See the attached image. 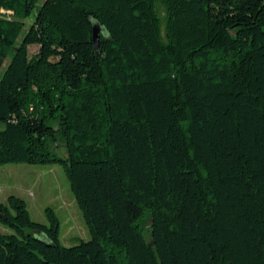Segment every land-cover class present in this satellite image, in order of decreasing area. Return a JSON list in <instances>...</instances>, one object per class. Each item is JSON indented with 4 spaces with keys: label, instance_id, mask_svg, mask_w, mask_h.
Wrapping results in <instances>:
<instances>
[{
    "label": "trees",
    "instance_id": "obj_1",
    "mask_svg": "<svg viewBox=\"0 0 264 264\" xmlns=\"http://www.w3.org/2000/svg\"><path fill=\"white\" fill-rule=\"evenodd\" d=\"M17 163L61 165L91 238L11 194L0 264H264V0H0Z\"/></svg>",
    "mask_w": 264,
    "mask_h": 264
},
{
    "label": "rangeland",
    "instance_id": "obj_2",
    "mask_svg": "<svg viewBox=\"0 0 264 264\" xmlns=\"http://www.w3.org/2000/svg\"><path fill=\"white\" fill-rule=\"evenodd\" d=\"M28 19L25 20L26 28ZM37 49V45H30L29 54H34ZM51 125L57 127L56 122H52ZM52 150L58 156L66 157V149L61 142L53 145ZM11 194L25 200L30 217L36 222L47 224L45 209L53 208L60 222L59 239L63 245L72 246L79 240L88 241L91 238L61 165L28 163L0 165V202H5ZM149 222L146 213L139 220L146 237L150 236ZM0 231L13 232L2 224Z\"/></svg>",
    "mask_w": 264,
    "mask_h": 264
},
{
    "label": "water",
    "instance_id": "obj_3",
    "mask_svg": "<svg viewBox=\"0 0 264 264\" xmlns=\"http://www.w3.org/2000/svg\"><path fill=\"white\" fill-rule=\"evenodd\" d=\"M98 31H99V28L97 25H95L93 27V43H94V47L96 48L97 46V40H98Z\"/></svg>",
    "mask_w": 264,
    "mask_h": 264
}]
</instances>
